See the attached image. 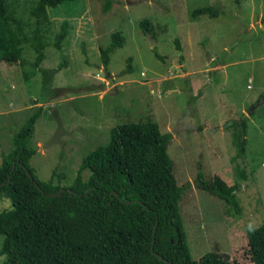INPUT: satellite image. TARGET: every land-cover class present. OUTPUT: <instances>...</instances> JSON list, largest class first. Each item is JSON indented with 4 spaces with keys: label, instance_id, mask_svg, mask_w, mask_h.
I'll list each match as a JSON object with an SVG mask.
<instances>
[{
    "label": "rangeland",
    "instance_id": "rangeland-1",
    "mask_svg": "<svg viewBox=\"0 0 264 264\" xmlns=\"http://www.w3.org/2000/svg\"><path fill=\"white\" fill-rule=\"evenodd\" d=\"M39 1L6 0L28 33L35 30ZM208 6L217 18L192 17ZM49 13L50 46L41 65L54 75L49 90H43L50 84L43 71L32 68L29 47H22L17 62L9 60L18 55L13 45L0 48V166L14 135L41 105L30 166L40 182H50L55 170L65 174L67 188L83 160L109 142L112 128L152 120L172 134L168 154L182 192L180 216L192 260L214 252L253 264L246 227L264 223V0H78ZM143 21L151 24L154 46ZM65 23L67 36L57 50L55 36ZM116 32L126 42L105 68L101 50ZM54 107L66 135L46 147L58 128ZM243 117L248 143L239 156L227 125ZM184 119L185 127L176 128ZM198 175L233 197L240 213L198 189ZM11 208L10 200H0V212ZM5 259L0 256V264Z\"/></svg>",
    "mask_w": 264,
    "mask_h": 264
},
{
    "label": "trees",
    "instance_id": "trees-1",
    "mask_svg": "<svg viewBox=\"0 0 264 264\" xmlns=\"http://www.w3.org/2000/svg\"><path fill=\"white\" fill-rule=\"evenodd\" d=\"M77 1L40 0L34 11L35 30L28 33L16 16L15 6L0 0V48L13 45L18 55L9 60L17 62L23 48L29 47L35 55L32 68L40 70L50 46L47 35L53 23L49 11ZM200 16L217 18L219 13L208 6L193 11V18ZM141 27L145 33L153 31L147 21ZM66 36L65 23L55 36L57 50L62 49ZM125 42L121 32L111 36V45L101 50L105 68ZM177 47L182 50L179 41ZM41 70L50 82L44 84L46 91L54 75ZM35 108L14 135L13 148L0 166V200L8 199L12 204L10 210L0 212V256L6 258L5 264H239L214 252L192 260L180 216L182 192L168 154L171 133H162L152 120L112 128L109 142L83 160L74 183L67 188L62 185L65 174L55 170L50 182H40L31 169L36 152L29 143L44 105ZM227 127L237 154L244 155L247 119ZM85 172L89 173L87 179ZM196 184L240 213L237 201L213 181L198 175ZM246 237L252 263L264 264V223L248 225Z\"/></svg>",
    "mask_w": 264,
    "mask_h": 264
},
{
    "label": "water",
    "instance_id": "water-1",
    "mask_svg": "<svg viewBox=\"0 0 264 264\" xmlns=\"http://www.w3.org/2000/svg\"><path fill=\"white\" fill-rule=\"evenodd\" d=\"M147 36H148V39L150 41V44L151 46H154L156 44V41L152 38L151 34L149 32H146ZM179 61H180V58L176 59V61L173 62L174 65H180L179 64ZM109 93L113 94L114 91H110ZM52 114L54 116V118L56 119L57 121V124H58V128H57V131L55 133V135L53 136V138L49 141V143L46 145V147H49L53 144H61L62 141H61V138L62 136L66 135V132H65V129H64V126H63V123L61 121V118L59 116V112H58V109L56 107L53 108L52 110ZM186 120V119H185ZM182 125V126H181ZM183 127H185V125L181 123H179L177 125L176 128H181L183 129ZM177 133V130H175L173 132V135H176ZM30 174V173H29ZM30 176L32 177V175L30 174ZM57 195H60V194H57ZM57 195H48V196H57Z\"/></svg>",
    "mask_w": 264,
    "mask_h": 264
},
{
    "label": "flooded vegetation",
    "instance_id": "flooded-vegetation-1",
    "mask_svg": "<svg viewBox=\"0 0 264 264\" xmlns=\"http://www.w3.org/2000/svg\"><path fill=\"white\" fill-rule=\"evenodd\" d=\"M185 122H186V120L184 119V120L182 121V124L185 125Z\"/></svg>",
    "mask_w": 264,
    "mask_h": 264
},
{
    "label": "clouds",
    "instance_id": "clouds-1",
    "mask_svg": "<svg viewBox=\"0 0 264 264\" xmlns=\"http://www.w3.org/2000/svg\"><path fill=\"white\" fill-rule=\"evenodd\" d=\"M250 228H251V225H250Z\"/></svg>",
    "mask_w": 264,
    "mask_h": 264
}]
</instances>
